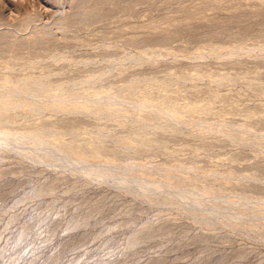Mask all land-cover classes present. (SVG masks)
<instances>
[{"label":"rangeland","instance_id":"374dc122","mask_svg":"<svg viewBox=\"0 0 264 264\" xmlns=\"http://www.w3.org/2000/svg\"><path fill=\"white\" fill-rule=\"evenodd\" d=\"M0 264H264V0H0Z\"/></svg>","mask_w":264,"mask_h":264}]
</instances>
